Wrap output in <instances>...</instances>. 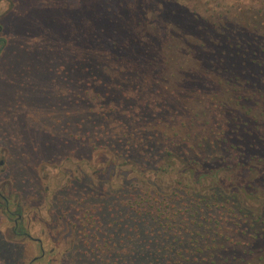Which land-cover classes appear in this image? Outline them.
<instances>
[{
	"label": "rangeland",
	"instance_id": "1",
	"mask_svg": "<svg viewBox=\"0 0 264 264\" xmlns=\"http://www.w3.org/2000/svg\"><path fill=\"white\" fill-rule=\"evenodd\" d=\"M136 4L0 0V175L19 194L12 211L22 207L25 230L43 240L41 247L31 237H15V217L0 211V264H28L39 256L36 264H126L138 250L158 253L156 264H264V224L254 215L247 223L239 219L231 196L215 199L216 190L238 191L236 204L258 211L264 186L256 168L245 172L237 159L224 163L229 143L217 141L210 124L191 121L175 98L146 81L165 68L159 61L146 57V76L132 80L124 71L143 57L112 50L126 47L133 34L145 40L148 27L140 24ZM105 51L114 59H104ZM175 76L172 86H178ZM166 150L195 156L213 172L222 168L198 191L214 202L190 203L181 191V217L160 226L146 215L134 229L139 215L127 184L138 176L129 179L131 162L135 170L156 168ZM92 177L102 185L90 190ZM253 177L258 189L249 197L240 190ZM172 225L182 230L178 237L169 236Z\"/></svg>",
	"mask_w": 264,
	"mask_h": 264
},
{
	"label": "trees",
	"instance_id": "2",
	"mask_svg": "<svg viewBox=\"0 0 264 264\" xmlns=\"http://www.w3.org/2000/svg\"><path fill=\"white\" fill-rule=\"evenodd\" d=\"M136 1L139 22L148 27L141 34L145 40L140 41L139 34H133L131 42L125 41L126 47H112L119 55L129 50L138 61L143 57L134 64V68L125 69L126 78L142 80L146 76L147 69L144 71L143 62L146 57L159 61L165 68L156 69V72L148 75L150 78H145L146 81L161 86V91L167 97L175 98L182 110L191 116V121L210 124L216 140L229 143L231 148L224 163L237 159L245 172L253 166L258 171L255 178L264 186V0ZM105 53L101 55L104 59H114V55ZM178 74V86H172L171 79ZM194 107H201L200 113ZM238 140L242 144L235 146L234 141ZM175 154L180 158L177 159ZM164 156L156 168L141 166V170H135L136 166L131 162L129 179L130 176H138V182L127 184L129 190H133L129 202L139 215L134 229L140 227L142 218L147 219L146 215L160 226H165L163 223L168 219L175 221L181 217L176 204L185 198L179 196L181 191L189 194L190 203L199 200L209 206L214 202L213 196L203 198L198 191L222 168L213 172L207 162H198L195 156L187 159V155L177 151L166 150ZM255 178L247 181L240 190L247 195L249 190V197L252 190L258 189L253 186ZM90 181L97 187L102 185L101 180L93 177ZM224 190H216L218 196L215 199L225 195L231 196L229 201H238V191L227 193ZM236 202L239 219L244 223L248 222L249 215H254L257 218L254 221L264 224V202L256 208V212ZM193 205L192 209L195 210L198 205ZM203 211L207 212L204 208ZM14 226L15 222L12 229ZM172 226L169 236L178 237L182 230L174 232L178 225ZM1 242L13 243L9 239H2ZM172 248L169 250L173 251ZM138 251L136 258L126 264H156L160 261L158 253L147 252L145 255L144 252L138 254ZM39 259L35 257L28 264H36ZM3 263L8 264L4 260Z\"/></svg>",
	"mask_w": 264,
	"mask_h": 264
},
{
	"label": "flooded vegetation",
	"instance_id": "3",
	"mask_svg": "<svg viewBox=\"0 0 264 264\" xmlns=\"http://www.w3.org/2000/svg\"><path fill=\"white\" fill-rule=\"evenodd\" d=\"M1 28V26H0ZM1 152H2V148L0 146V156H1ZM4 165V160L3 158L0 159V168L3 167ZM2 170H0V174ZM91 187L95 188L97 186H95V183L92 182L91 183ZM14 189L11 187V184L9 183V181L5 178L2 179L1 175H0V211L4 212L5 214H7L9 216L10 219L14 218V222H15V226H18L16 228L13 227V229L11 230L14 234L15 237H31L34 241H37L41 244L42 246V242L43 240L40 238H33L31 236L30 233H28L25 230L24 227V220H25V215L23 213V208L19 207L18 211H12V206L16 204V202L18 201V195L16 192L13 191ZM88 213V211L84 212V215ZM23 224V225H22ZM21 226V227H20ZM42 255L46 254V250L43 248L42 250ZM40 257V256H39Z\"/></svg>",
	"mask_w": 264,
	"mask_h": 264
}]
</instances>
